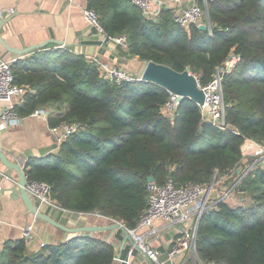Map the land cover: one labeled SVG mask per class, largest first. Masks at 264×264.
<instances>
[{
    "label": "trees",
    "instance_id": "1",
    "mask_svg": "<svg viewBox=\"0 0 264 264\" xmlns=\"http://www.w3.org/2000/svg\"><path fill=\"white\" fill-rule=\"evenodd\" d=\"M89 5L107 35H127L128 56L189 69L202 84L231 55L240 57L224 75L232 126L225 130L204 121L199 103L190 97L182 99L171 119L163 111L169 96L165 87L144 80L111 83L81 54L54 48L13 63L14 82L38 90L16 105L19 114L64 105L63 114L50 117V123L83 124L59 151L29 159L28 178L48 182L51 197L63 208L98 212L135 228L147 207L150 175L159 183L171 177L177 185L210 184L238 167L246 138L264 144V0H208L211 31L181 25L170 7L150 18L131 0H89ZM237 187L252 202L234 206L222 200L204 211L197 260L264 264V167ZM116 251L112 241L94 233L32 252L22 238L0 249V264H112Z\"/></svg>",
    "mask_w": 264,
    "mask_h": 264
},
{
    "label": "crops",
    "instance_id": "2",
    "mask_svg": "<svg viewBox=\"0 0 264 264\" xmlns=\"http://www.w3.org/2000/svg\"><path fill=\"white\" fill-rule=\"evenodd\" d=\"M166 7L172 8L176 3L165 0ZM193 0H182L184 6ZM89 0H0V34L10 47L47 43L44 47L20 55L8 50L0 42V60L15 57L31 56L41 50L61 48L86 57L97 56L99 59L127 67L136 75H142L147 62L138 55L128 56V47L119 44L91 25L84 15ZM34 93L38 90L33 88ZM31 95V94H29ZM28 96V95H27ZM26 97L14 98L17 106H21ZM10 102L0 101V114ZM38 108L50 112L48 118L34 114ZM31 113L20 114V120L5 122L0 116V149L8 158L21 164L26 169L31 158L43 157L60 150V132L54 131L50 117L63 114L65 107L51 105L39 106ZM61 124V123H60ZM59 125V124H57ZM19 172L8 167L0 158V186L2 200L0 203V249L8 242L24 238V230L33 225V231L27 244L30 251H38L44 245L57 244L68 239V233L32 213L25 202L11 187L19 182ZM38 207L57 221L69 226L104 225L114 222L111 217L98 212H78L63 208L56 201L51 204H40ZM110 220V221H109ZM190 226V225H189ZM187 224H170L164 220H156L150 227L143 228L133 240H142L143 244L135 246L128 239L123 242L124 231L118 229L111 238L109 230L99 231L95 236L121 245L116 248V256L112 264H193L192 254L187 248L171 254L177 241L184 236ZM152 233H150L151 230ZM138 236L140 238H138ZM147 249L158 250V261L150 258Z\"/></svg>",
    "mask_w": 264,
    "mask_h": 264
},
{
    "label": "built area",
    "instance_id": "3",
    "mask_svg": "<svg viewBox=\"0 0 264 264\" xmlns=\"http://www.w3.org/2000/svg\"><path fill=\"white\" fill-rule=\"evenodd\" d=\"M150 18H158L162 10L166 7L165 0H131ZM176 4L172 7L173 19L185 27L192 24H208L209 30H212L211 20L208 13V0H193L190 5L184 6L182 0H173ZM84 15L89 23L95 26L106 36L113 40L128 46V37L126 34L116 36H109L105 32L100 23V17L94 7H87L84 10ZM90 61L97 64L101 74L106 77L111 83L122 84L126 81L143 80L142 75H136L127 67L116 63H110L99 59L97 56L88 57ZM19 57L12 59L0 60V101L10 102L9 106L5 107L0 116L7 123L9 121L20 120V114L16 109L14 98L23 99L29 94H33L34 90L27 84H17L14 82L15 76L13 73V63ZM240 57L238 55H231L222 65L217 67V70L207 83L202 84L199 77L198 83L204 91L205 99L200 105L202 117L204 121L211 122L220 129H230L232 126L227 121V106L224 99L223 80L226 72L236 65ZM169 96L166 100L163 111L164 113L174 119L183 96L179 93L168 90ZM34 114L41 115L48 118L50 112L47 109L38 108ZM83 124L80 121L63 122L53 127L54 131L60 132V143H63L70 135L77 132ZM251 157L245 165L230 170L223 174L218 181L213 180L210 184L190 183L188 185H177L173 178H168L165 183H159L156 180L148 181L147 183V207L141 214L135 228H129L122 220L119 221L125 225L128 231L133 235H137L143 228L150 227L156 220H164L170 224H187L184 230V236L177 241L176 247L173 248L171 254L187 248L191 254L194 264H206L200 259L197 260V233L200 219L207 209L216 205L219 201L227 200L232 191L238 189V184L244 176L255 171L259 167V159L264 160V144L252 138H246L243 144V158ZM235 175L233 183L229 187L224 186L229 176ZM27 190L33 199L40 204L56 203L51 197V185L46 181L37 179H29L27 176ZM222 190V192H221ZM216 192V197H211L213 192ZM220 193L224 195L219 196ZM2 200V187L0 186V203ZM33 225H29L24 230V238L29 239L33 231ZM155 231L154 229L150 231ZM138 238H140L138 236ZM136 243L143 244L139 239ZM139 244V245H140ZM118 249V248H117ZM150 258L158 261V250L147 249ZM198 262V263H196ZM215 264V262L209 263Z\"/></svg>",
    "mask_w": 264,
    "mask_h": 264
},
{
    "label": "water",
    "instance_id": "4",
    "mask_svg": "<svg viewBox=\"0 0 264 264\" xmlns=\"http://www.w3.org/2000/svg\"><path fill=\"white\" fill-rule=\"evenodd\" d=\"M200 28L209 30L210 25L208 24H200ZM0 42L5 45L8 50L16 52L20 55L28 54L35 49L40 47H44L47 43L42 44H35L26 46L24 48H15L10 47L6 40L0 34ZM142 77L144 81H152L155 82L167 90H171L173 92L179 93L185 97H190L195 100L197 103L202 104L205 99L204 91L200 87L198 83V78L196 74L189 69H185L184 71H177L169 65L155 62L154 60H149L147 65L142 73ZM0 158L3 162L8 166L16 169L19 172L20 178L19 182L16 186L11 187V192L18 195L27 205L28 209L34 213L38 218L45 220L46 222L51 223L52 225L66 231L68 233V239H72L79 235H88L90 233H95L99 231L109 230L110 234L114 233L118 229H122L124 231V239L123 242H126L128 239L133 243L135 246L139 247V244L136 243L135 240L132 238V234L128 231L124 224L119 221L110 222L104 225H82L78 227H69L44 211L37 206L35 201L33 200L32 196L30 195L29 191L27 190V174L21 164L14 162L8 158V155L0 149ZM154 176L150 175L148 177V181H153ZM214 180V179H213ZM213 180L211 183H213ZM214 199L216 197V192L214 191L211 195ZM108 235L107 238H109ZM116 248H121V245L114 243Z\"/></svg>",
    "mask_w": 264,
    "mask_h": 264
},
{
    "label": "rangeland",
    "instance_id": "5",
    "mask_svg": "<svg viewBox=\"0 0 264 264\" xmlns=\"http://www.w3.org/2000/svg\"><path fill=\"white\" fill-rule=\"evenodd\" d=\"M252 158L251 157H244L242 158V161H241V166L245 165V163L249 160H251ZM259 167H264V160L263 159H259ZM235 175H232V176H229L230 179L227 180L226 184L224 186L226 187H229L230 185H232V181H233V178H234ZM221 176H217L216 175V178L215 180L218 181L220 179ZM213 178V179H214ZM222 192V190H221ZM221 195H224V193H220L219 196ZM227 201L231 204V205H234V206H239V205H242V204H250L252 202V199H251V196L247 193H243L241 191H239L238 189L232 191L231 195L227 198ZM110 221V220H109ZM113 236V233L110 235L109 238H111ZM107 240V238H105Z\"/></svg>",
    "mask_w": 264,
    "mask_h": 264
}]
</instances>
